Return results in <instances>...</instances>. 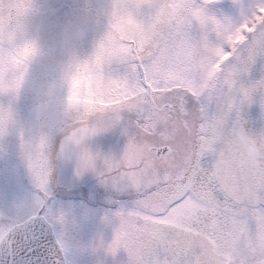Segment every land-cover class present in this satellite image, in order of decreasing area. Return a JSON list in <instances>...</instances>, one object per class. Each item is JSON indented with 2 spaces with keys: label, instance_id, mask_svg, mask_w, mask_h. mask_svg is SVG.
I'll return each mask as SVG.
<instances>
[{
  "label": "snow or ice",
  "instance_id": "6c2138e0",
  "mask_svg": "<svg viewBox=\"0 0 264 264\" xmlns=\"http://www.w3.org/2000/svg\"><path fill=\"white\" fill-rule=\"evenodd\" d=\"M216 3L134 0L135 37L107 53L119 112L99 132L126 115V143L118 158L85 146L76 174L133 194L106 217L104 251L128 264H264V126L245 119L254 102L264 119V0ZM33 168L31 211L0 217V264H63L66 214Z\"/></svg>",
  "mask_w": 264,
  "mask_h": 264
},
{
  "label": "clouds",
  "instance_id": "9594fccd",
  "mask_svg": "<svg viewBox=\"0 0 264 264\" xmlns=\"http://www.w3.org/2000/svg\"><path fill=\"white\" fill-rule=\"evenodd\" d=\"M133 2L83 0L59 18L41 0H0V142L15 137L31 185L14 213L31 211L38 169L29 161L42 162L49 185L58 162H76L86 142L116 120L107 53L135 37ZM85 128L97 132L84 135ZM107 243L98 236L90 247Z\"/></svg>",
  "mask_w": 264,
  "mask_h": 264
},
{
  "label": "rangeland",
  "instance_id": "374dc122",
  "mask_svg": "<svg viewBox=\"0 0 264 264\" xmlns=\"http://www.w3.org/2000/svg\"><path fill=\"white\" fill-rule=\"evenodd\" d=\"M63 3L73 5V8L74 5L83 6V0H49L46 3L49 7L45 8L51 10V5L57 6V12H50L59 18L79 10L65 8ZM211 10L229 14L231 0H218ZM126 119V115L122 116L120 123L92 136L86 142L89 151L118 158L126 143ZM245 119L254 131L264 126L258 103L248 106ZM49 191L52 206L66 214L63 254L66 264H128V255L123 248L113 255L103 249L93 251L90 245L98 236L105 243L112 239L113 224L108 223L106 217L121 204L130 202L133 198L131 192H116L110 186L101 184L92 171L77 175L74 158L57 163L49 181ZM30 193L31 185L24 162L19 156L15 137L10 135L0 142V217L14 214L17 205L22 200L26 202Z\"/></svg>",
  "mask_w": 264,
  "mask_h": 264
},
{
  "label": "flooded vegetation",
  "instance_id": "af4514ba",
  "mask_svg": "<svg viewBox=\"0 0 264 264\" xmlns=\"http://www.w3.org/2000/svg\"><path fill=\"white\" fill-rule=\"evenodd\" d=\"M259 69H260V65H259V62H258L257 65L254 67L252 73H251L252 78H258L259 77V75H260ZM249 125H250V122L247 121V126L249 127Z\"/></svg>",
  "mask_w": 264,
  "mask_h": 264
},
{
  "label": "trees",
  "instance_id": "16d2710c",
  "mask_svg": "<svg viewBox=\"0 0 264 264\" xmlns=\"http://www.w3.org/2000/svg\"><path fill=\"white\" fill-rule=\"evenodd\" d=\"M48 1H49V0H41V3L43 4L44 7L48 8L49 6H47V4H46ZM78 3H79V2H78ZM51 4H52V3H51ZM51 4H50V5H51ZM65 4H66V3H63L62 5H65ZM74 6H75V8L80 9V6H78V5H74ZM65 7H66V6H65ZM75 8H74V11L76 10ZM56 10H57V6H54V5L52 6V5H51V10H49V11H56ZM52 13H53V12H52Z\"/></svg>",
  "mask_w": 264,
  "mask_h": 264
},
{
  "label": "water",
  "instance_id": "95a60500",
  "mask_svg": "<svg viewBox=\"0 0 264 264\" xmlns=\"http://www.w3.org/2000/svg\"><path fill=\"white\" fill-rule=\"evenodd\" d=\"M39 259L41 260V264H47L48 256L46 255V253L42 252L39 256ZM63 264H65L64 257H63Z\"/></svg>",
  "mask_w": 264,
  "mask_h": 264
}]
</instances>
